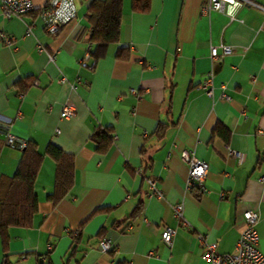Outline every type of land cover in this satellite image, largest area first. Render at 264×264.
<instances>
[{
  "label": "crops",
  "instance_id": "crops-1",
  "mask_svg": "<svg viewBox=\"0 0 264 264\" xmlns=\"http://www.w3.org/2000/svg\"><path fill=\"white\" fill-rule=\"evenodd\" d=\"M75 1V18L55 33L36 9L11 17L0 9V32L14 36L0 39V117L10 119L0 122V186L17 169L21 142L41 152L54 143L74 157L73 184L54 201L55 162L44 156L37 210L29 225L8 227L4 247L0 235V264L5 253L8 264H211L206 242L234 251L247 209L257 212L264 255V9L245 4L231 17L204 9L208 0H150L147 11L123 0L119 40L94 61L91 0ZM120 48L127 55L117 57ZM207 77L212 95L199 86ZM65 105L72 116L61 117ZM97 127L114 134L103 150L90 138ZM182 150L208 163L203 187L188 185ZM165 226L174 229L169 245Z\"/></svg>",
  "mask_w": 264,
  "mask_h": 264
},
{
  "label": "trees",
  "instance_id": "trees-1",
  "mask_svg": "<svg viewBox=\"0 0 264 264\" xmlns=\"http://www.w3.org/2000/svg\"><path fill=\"white\" fill-rule=\"evenodd\" d=\"M122 1L91 0L87 6L89 38L93 45L90 54L94 61L104 54L108 43L119 40ZM149 6L150 0H132L134 10L147 11ZM121 51L122 49L117 57L127 55L121 56ZM90 138L96 144L97 149L103 150L112 143L114 134L109 127H97ZM45 155L50 156L55 162L54 189L48 194L49 198L54 201L60 199L73 184L74 157L71 153L64 151L54 143L47 144L41 152L34 140H27L16 171L0 186V235L3 247L7 242L8 227L29 225L37 210L38 200L34 190V179ZM8 263L7 253H5L1 264Z\"/></svg>",
  "mask_w": 264,
  "mask_h": 264
},
{
  "label": "built area",
  "instance_id": "built-area-1",
  "mask_svg": "<svg viewBox=\"0 0 264 264\" xmlns=\"http://www.w3.org/2000/svg\"><path fill=\"white\" fill-rule=\"evenodd\" d=\"M250 4L260 6L264 9V0H208L204 9L214 8L221 11H226L231 17L237 8L242 5ZM1 13L4 16L11 17L14 15H21L36 9L38 16L43 20L44 27L49 33H55L61 26L74 19L76 16V1L75 0H46L45 3L36 8L32 0H0ZM0 39L5 44H11L14 36H10L5 32H0ZM233 49L232 45L225 44L222 46V53H230ZM243 51L247 50V46L242 47ZM214 57L220 58L221 55H215L212 48ZM89 53H87L88 58ZM220 56V57H219ZM49 57L53 56L49 54ZM86 59L82 60V65H86ZM212 74V71H210ZM64 81V77L60 79ZM210 77L204 79L199 86L206 90L208 95H212V88ZM136 92V89H132ZM74 114L73 107L65 105L61 110V117H69ZM9 118L0 117V122H10ZM7 141L11 144L16 143L15 136L12 133H6ZM20 144L24 145V142ZM240 156L239 152H236ZM181 157L188 165L187 183L189 186L194 183L203 187V179L208 170V163L200 159L186 150L181 151ZM148 184L152 192L158 196L162 195L161 189L157 187L153 179H148ZM173 212L176 216H184L183 203H176L173 206ZM257 212L253 209H247L238 216L237 225L240 227V234L235 243L234 251L232 252H219L215 242H206V251L204 258L208 259L211 264H264V255L258 248V233L256 229ZM174 235V229L171 226H165L161 231V239L164 243L170 244ZM196 238L204 242V235L201 233L196 234ZM111 246L107 238L100 241V250L107 251Z\"/></svg>",
  "mask_w": 264,
  "mask_h": 264
}]
</instances>
